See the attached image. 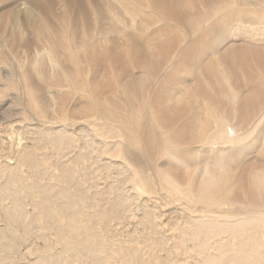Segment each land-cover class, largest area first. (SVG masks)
Returning <instances> with one entry per match:
<instances>
[{"label": "bare ground", "instance_id": "1", "mask_svg": "<svg viewBox=\"0 0 264 264\" xmlns=\"http://www.w3.org/2000/svg\"><path fill=\"white\" fill-rule=\"evenodd\" d=\"M0 37V94L21 105L0 118L3 247L24 240L10 223L46 221L60 250L26 263L264 264V0H0ZM83 124L140 198L139 235L105 236L125 189L85 208Z\"/></svg>", "mask_w": 264, "mask_h": 264}, {"label": "rangeland", "instance_id": "2", "mask_svg": "<svg viewBox=\"0 0 264 264\" xmlns=\"http://www.w3.org/2000/svg\"><path fill=\"white\" fill-rule=\"evenodd\" d=\"M232 40L235 41V42L241 41L238 37L237 38L234 37V39L233 38L230 39V41H232ZM243 40H245V39H243ZM246 41L252 42V43H256L255 41L250 40V39H247ZM1 43L3 44V39L0 37V46L2 45ZM256 44H259V43H256ZM4 53H6V55H9L7 50H4V48H0V55H2ZM2 85H3V83H0V86H2ZM15 91L16 90L13 91L11 89H7L5 93H2L4 96L2 94H0V118H2L3 115H4V114H2L4 112V111H2V110H4V108H6L8 106H10V107L13 106L14 109H18L19 107H21V105H16V108L14 106V100L15 99H18V96H17V94H16ZM19 123L21 124V126H23V127L20 126L21 130H23L22 131L24 133L23 135L24 136L25 135H28L29 132H27V130H25V127L27 126L26 128H28V127L30 128L31 125H27L28 124L27 120H26V122L25 121H23V122L21 121ZM82 126L85 127L84 128V131H83V133H85V136L84 135L83 136L81 135L79 137L80 139L78 140V142L76 141V147L75 148H76V150H80V151H84V152L85 151L86 152L89 151V156H90L89 158H87L85 160L86 162L84 161L85 163L82 162L79 166H76V170L78 171V172H76V175L78 176V178H80V179L83 180V179L89 177L88 180L85 179L86 180L85 186L87 185L86 186L87 191H86V195H85V200H86L85 201V208L86 209L87 208L89 209V205L91 204L90 202L93 200V198L95 196L98 197L97 199L102 204H105L108 200H110L114 196V193L110 189V186L115 187V188H118L119 190L125 189L126 190V194L130 197L129 198V201L127 202V207H126L125 211L123 212V215H122V217L120 219L123 223H121V224H115L114 223L115 224V225H113L114 228H112L110 230V233H108V234L105 235L107 237V239L109 241H111L112 243L113 242H118L120 240H123L124 238L126 239L127 238V235L126 234L128 232H132L135 229L136 219L138 218V216L141 213L140 212L141 211V209H140L141 200H140V198L137 197V194L135 193V191L129 185H127V183L125 181V173L124 174H122V173L121 174L120 173L118 174L117 173L118 171L116 170V168L113 165V163L110 164V159H108V158H110L109 155L107 156L106 154L99 153L100 150H98V149H100V144L98 143V139L95 136H93V134H91L90 128L88 126H85V124H83ZM73 132H75V134L79 135V132L80 131H78L76 128H74V131ZM0 134L2 135V136H0V148H1L0 149V161H3L2 159L7 160L8 158H11V157L12 158H15V155H16L15 154L16 152H14L15 151L14 150L15 145H14V147H12V152L9 151V147L8 146L10 145L9 144L10 142L8 140V135H7L8 133L5 132V130H4V131H1ZM1 139L4 142L1 141ZM14 142L16 143V141H14ZM4 146H5V148H4ZM90 148H92V150ZM47 151L50 153V154L48 153L49 155L47 154V156H49L50 158L52 157L51 159H52V161H54L55 160L54 156H57L56 153L55 154L53 153L54 150L53 149L52 150L47 149ZM95 153L98 156H94ZM91 156L93 158H91ZM101 156L104 157L105 159L103 158V160H102V157ZM97 157H99V158H97ZM60 158L66 164L71 163L70 160L66 156L65 157L64 156H60ZM67 159H68V161H67ZM93 159H94V161L96 163L93 161ZM99 159H100V161H99ZM97 160H98V162H97ZM107 160L109 162H107ZM106 163H108V164H106ZM85 164H87V165H85ZM89 165H91V166H89ZM107 166H109V167H107ZM85 167H88V168H85ZM96 167H97V169H96ZM56 169H57V165L55 163L54 164L52 163L50 165V167H49V171L50 172H52V171H54ZM83 173H84L85 176L82 175ZM89 173H91V174H89ZM111 183H113V184H111ZM96 190L101 191L100 192L101 194L100 195L99 194H97V195L96 194H93ZM4 199H5V202L7 201V203L10 204V200H9L8 197H5ZM23 201H24V203L27 204L26 205V204L23 203L24 204V213H25V216H27L30 219L31 217H33V214L32 213L34 211L33 210V206L31 205L32 204V200H31V198L26 197V199L25 198L22 199V202ZM1 223L3 224V221H0V225H1ZM43 224L46 227L41 226ZM40 226L42 227V229L38 232V229L41 228ZM40 226L32 225L30 228H27V230L25 231V230H23V227L20 225V222H14V223H10L9 224V227L15 232L16 235H23V239L24 240H23L22 244L21 243L20 244L18 243V245H12V246H9V247L8 246L3 247L2 246V241H4L5 239L2 238V236H0V255L1 254H5V250L8 252V253L7 252L6 253L9 255L10 258H8L6 260L7 263H10V264H18V263L19 264H25L26 261L30 258V256L27 259L26 257H28L29 254H26L25 253L24 256L23 255L21 256V253L24 252L25 250H27L26 246L29 247V248L30 247L33 248L35 246H39L37 244H40V246H42V244L44 243L42 240H44L45 242L49 243L50 240L52 239L51 241H53L54 243L53 242H50V243H52L51 248H50V251L52 253L57 254V252L60 250V245L58 243H57L58 244L57 245L56 242H55V240L53 239L54 238V235L51 232L52 231L51 228L47 225V222L46 221L45 222L44 221L41 222ZM37 232H38V234H35ZM40 232H42V234H43L42 237L40 236L41 235ZM104 232H105V230H104ZM121 233H123V234H121ZM132 233H136V231H134ZM137 233H136V235H139ZM35 238H36V240H35ZM21 245L23 246V248H22ZM10 248H12V249H10ZM9 252H11V253H9ZM13 252L15 253V255L13 254ZM69 258H70V256H69ZM71 258H73V257H71ZM71 258L69 259L71 261V263L69 262V264H81V263L84 264L83 262H81L82 260H81V257L79 255H76V257H74V260H72ZM1 260L2 259H0V261ZM26 264H29V263L27 262Z\"/></svg>", "mask_w": 264, "mask_h": 264}]
</instances>
